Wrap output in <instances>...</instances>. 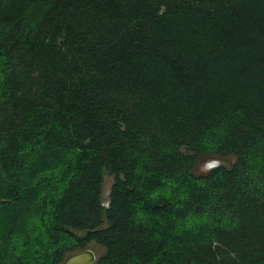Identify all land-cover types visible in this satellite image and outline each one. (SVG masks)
Listing matches in <instances>:
<instances>
[{
  "label": "trees",
  "instance_id": "16d2710c",
  "mask_svg": "<svg viewBox=\"0 0 264 264\" xmlns=\"http://www.w3.org/2000/svg\"><path fill=\"white\" fill-rule=\"evenodd\" d=\"M91 243L264 264V0H0V264Z\"/></svg>",
  "mask_w": 264,
  "mask_h": 264
},
{
  "label": "rangeland",
  "instance_id": "374dc122",
  "mask_svg": "<svg viewBox=\"0 0 264 264\" xmlns=\"http://www.w3.org/2000/svg\"><path fill=\"white\" fill-rule=\"evenodd\" d=\"M211 160H217L219 164L229 165L230 163L233 162L234 159L232 157H226L222 159L203 158L199 160L197 166L195 167L194 174H200L209 170L210 168L207 167V163L210 162ZM111 184H112V177L109 176L108 174H105L103 180V187H102V201L104 203L108 202ZM88 247L94 251L96 257L100 256L103 253V248L100 247L99 245H96L95 243L89 244Z\"/></svg>",
  "mask_w": 264,
  "mask_h": 264
},
{
  "label": "water",
  "instance_id": "95a60500",
  "mask_svg": "<svg viewBox=\"0 0 264 264\" xmlns=\"http://www.w3.org/2000/svg\"><path fill=\"white\" fill-rule=\"evenodd\" d=\"M217 165H219V162L217 160H211L207 163L208 168H213ZM107 204L108 203H104V205ZM96 259L97 257L94 251L91 248L87 247L83 250H79L69 254L60 264H94Z\"/></svg>",
  "mask_w": 264,
  "mask_h": 264
}]
</instances>
